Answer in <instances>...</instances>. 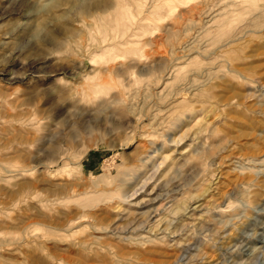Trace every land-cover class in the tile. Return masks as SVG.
Masks as SVG:
<instances>
[{
  "label": "rangeland",
  "instance_id": "obj_1",
  "mask_svg": "<svg viewBox=\"0 0 264 264\" xmlns=\"http://www.w3.org/2000/svg\"><path fill=\"white\" fill-rule=\"evenodd\" d=\"M0 264H264V0H0Z\"/></svg>",
  "mask_w": 264,
  "mask_h": 264
},
{
  "label": "bare ground",
  "instance_id": "obj_2",
  "mask_svg": "<svg viewBox=\"0 0 264 264\" xmlns=\"http://www.w3.org/2000/svg\"><path fill=\"white\" fill-rule=\"evenodd\" d=\"M80 253V252H79Z\"/></svg>",
  "mask_w": 264,
  "mask_h": 264
}]
</instances>
